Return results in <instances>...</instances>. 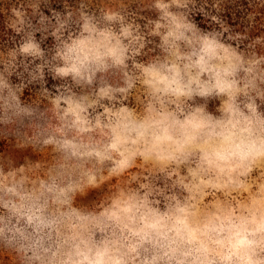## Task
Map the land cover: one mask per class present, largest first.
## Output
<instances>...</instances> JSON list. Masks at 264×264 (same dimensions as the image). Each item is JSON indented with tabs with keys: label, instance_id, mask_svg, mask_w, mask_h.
<instances>
[{
	"label": "clouds",
	"instance_id": "9594fccd",
	"mask_svg": "<svg viewBox=\"0 0 264 264\" xmlns=\"http://www.w3.org/2000/svg\"><path fill=\"white\" fill-rule=\"evenodd\" d=\"M75 2L10 9L0 140L38 158L0 152V264H264V35L202 30L195 0Z\"/></svg>",
	"mask_w": 264,
	"mask_h": 264
},
{
	"label": "rangeland",
	"instance_id": "374dc122",
	"mask_svg": "<svg viewBox=\"0 0 264 264\" xmlns=\"http://www.w3.org/2000/svg\"><path fill=\"white\" fill-rule=\"evenodd\" d=\"M70 6H76L75 0H68ZM26 7L25 0H0V10L3 13L5 24L7 26V20L12 15L19 16L21 13L19 11L11 13L10 9ZM67 7V5H65ZM99 7V0H92L89 4V8L95 11ZM135 9V5L130 6ZM64 0H47V3L40 5V10L46 15H50L51 11H63ZM144 14V13H142ZM216 17L215 20L212 18ZM193 21L204 31L220 30L221 25L226 26L229 32L232 34L240 33L245 36L243 40L239 42L241 49H245L247 45L257 37L264 35V0H195L192 11ZM8 28V27H7ZM9 34V48L19 39V35L14 33L10 28H8ZM53 35H57L54 30ZM227 35V33H225ZM39 39L40 33H36ZM68 39H72V34H68ZM52 45L51 37H48L42 41V47L50 48ZM13 82H18V78L13 76L11 78ZM57 84V81L47 78L46 86L50 89ZM39 85L33 84L28 85L23 90V99L25 101H30ZM11 137L7 140H0V152L11 151L12 154L17 158L18 162L22 163L23 158L28 156L31 159H37L38 157L34 155L30 149L18 150L13 149L10 143ZM106 188H101L99 190H92L86 196L79 198L81 203H89L96 200L98 196L105 191ZM243 242V238L236 240L235 244L231 240L228 241L229 247L235 248ZM221 245L224 241H220Z\"/></svg>",
	"mask_w": 264,
	"mask_h": 264
},
{
	"label": "trees",
	"instance_id": "16d2710c",
	"mask_svg": "<svg viewBox=\"0 0 264 264\" xmlns=\"http://www.w3.org/2000/svg\"><path fill=\"white\" fill-rule=\"evenodd\" d=\"M8 28L5 24L3 13L0 10V49L9 48V34Z\"/></svg>",
	"mask_w": 264,
	"mask_h": 264
}]
</instances>
